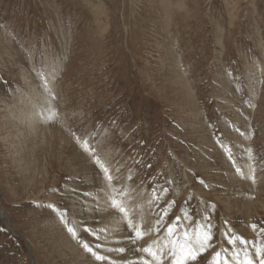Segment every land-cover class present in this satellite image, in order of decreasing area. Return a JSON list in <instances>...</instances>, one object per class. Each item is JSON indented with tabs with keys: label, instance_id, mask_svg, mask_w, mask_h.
<instances>
[{
	"label": "rangeland",
	"instance_id": "374dc122",
	"mask_svg": "<svg viewBox=\"0 0 264 264\" xmlns=\"http://www.w3.org/2000/svg\"><path fill=\"white\" fill-rule=\"evenodd\" d=\"M33 262L264 264V0H0V264Z\"/></svg>",
	"mask_w": 264,
	"mask_h": 264
},
{
	"label": "bare ground",
	"instance_id": "6f19581e",
	"mask_svg": "<svg viewBox=\"0 0 264 264\" xmlns=\"http://www.w3.org/2000/svg\"><path fill=\"white\" fill-rule=\"evenodd\" d=\"M31 105H33V104H31ZM36 107V106H35ZM23 111V110H22ZM38 113H39V111H38ZM29 115V120H28V122L30 121V123L31 124H33L34 122H38V114H37V112L36 111H31L30 110V113L28 114ZM25 118V117H24ZM27 122V121H26ZM27 124V123H26ZM28 125V124H27ZM33 256H34V254H33ZM33 264H34V262H33ZM231 264H233V263H231Z\"/></svg>",
	"mask_w": 264,
	"mask_h": 264
},
{
	"label": "water",
	"instance_id": "95a60500",
	"mask_svg": "<svg viewBox=\"0 0 264 264\" xmlns=\"http://www.w3.org/2000/svg\"><path fill=\"white\" fill-rule=\"evenodd\" d=\"M30 254H31V257H32V261L34 259V256H33V252H32V249L30 248Z\"/></svg>",
	"mask_w": 264,
	"mask_h": 264
}]
</instances>
